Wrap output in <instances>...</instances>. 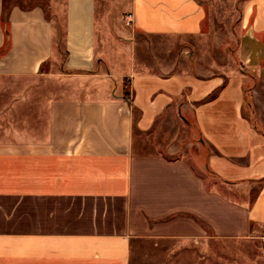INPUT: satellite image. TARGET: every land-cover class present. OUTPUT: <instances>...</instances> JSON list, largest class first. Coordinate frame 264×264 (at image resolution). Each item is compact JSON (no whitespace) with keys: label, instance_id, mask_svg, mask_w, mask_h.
Here are the masks:
<instances>
[{"label":"crops","instance_id":"1","mask_svg":"<svg viewBox=\"0 0 264 264\" xmlns=\"http://www.w3.org/2000/svg\"><path fill=\"white\" fill-rule=\"evenodd\" d=\"M105 1L63 0L59 46L18 4L5 45L0 0V264H220L264 227V0H239L231 69L205 0ZM34 76L57 87L9 84ZM165 113L192 114L204 168L147 150Z\"/></svg>","mask_w":264,"mask_h":264},{"label":"rangeland","instance_id":"2","mask_svg":"<svg viewBox=\"0 0 264 264\" xmlns=\"http://www.w3.org/2000/svg\"><path fill=\"white\" fill-rule=\"evenodd\" d=\"M29 3L27 0H18ZM44 5L53 4L57 8V14L53 13L52 8L48 11V18L51 19L56 29L57 41L62 46L63 35V0H36ZM209 18L207 26L212 28L210 37L218 41L219 47L216 48L214 42L213 56L219 57V68L231 69L241 68L238 57L235 55V46L239 43L241 35V1L239 0H205ZM107 11L108 22H116L118 18L112 11L117 8V1L107 0L102 3V8ZM100 20V18H99ZM119 22V21H118ZM126 27L127 24H123ZM100 26V23H99ZM213 26V27H212ZM57 43V42H56ZM217 43V44H218ZM210 51V50H209ZM53 70H62V62L53 66H48ZM47 68V69H48ZM11 87H57L50 79L46 78H27L15 79L9 82ZM124 90H128L126 82ZM146 139L147 150L163 153L172 158H184L190 164L199 168H204L206 152L210 151L206 147L204 140L197 131L191 113H165L157 119L153 129L149 132ZM202 166V167H201ZM209 175V173H207ZM210 176V175H209ZM220 183V192L234 197L238 192H231L223 189ZM255 187V185H254ZM254 187H252L254 189ZM243 195V193H241ZM207 232H210L207 229ZM220 250V264H264V227H258L256 231L243 238L220 239L218 244Z\"/></svg>","mask_w":264,"mask_h":264},{"label":"trees","instance_id":"3","mask_svg":"<svg viewBox=\"0 0 264 264\" xmlns=\"http://www.w3.org/2000/svg\"><path fill=\"white\" fill-rule=\"evenodd\" d=\"M27 1H29V3H23V2H20L18 0H3V11H2V15H1V23L3 25V29H4V33H5V45L8 44V38H9L8 14H9L10 7L12 5L18 4L19 6H21L24 9L31 7V6H34V5H39L40 7H42L45 16L48 18V11L51 8V6H49V4L45 3L44 5H42L39 2H34L36 0H27ZM124 98L128 99V91L127 90L124 91Z\"/></svg>","mask_w":264,"mask_h":264}]
</instances>
